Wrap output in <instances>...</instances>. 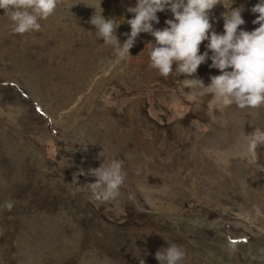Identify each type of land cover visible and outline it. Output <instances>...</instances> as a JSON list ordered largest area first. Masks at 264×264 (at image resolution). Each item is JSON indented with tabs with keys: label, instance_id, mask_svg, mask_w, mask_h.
Listing matches in <instances>:
<instances>
[{
	"label": "rangeland",
	"instance_id": "rangeland-1",
	"mask_svg": "<svg viewBox=\"0 0 264 264\" xmlns=\"http://www.w3.org/2000/svg\"><path fill=\"white\" fill-rule=\"evenodd\" d=\"M136 0H101L125 18ZM231 0H225L230 3ZM234 0L246 30L258 24ZM100 0H57L39 30L16 33L0 9V264H159L176 243L180 264H264V105L220 104L197 96L184 76L150 67L154 38L140 33L130 53L95 36L88 21ZM223 2L210 22L223 31ZM159 23L172 18L158 11ZM207 41H202L200 51ZM202 63L205 84L219 70ZM175 67V65H173ZM119 158L125 180L115 199L91 198L87 172ZM10 205V206H9ZM167 239V240H166Z\"/></svg>",
	"mask_w": 264,
	"mask_h": 264
},
{
	"label": "clouds",
	"instance_id": "clouds-1",
	"mask_svg": "<svg viewBox=\"0 0 264 264\" xmlns=\"http://www.w3.org/2000/svg\"><path fill=\"white\" fill-rule=\"evenodd\" d=\"M221 2L228 10L221 14L223 31L217 32L210 22V10ZM233 3L234 0L230 3L225 0H136L127 8L133 15L126 19L130 31L122 34L126 37L122 42L116 29L125 18L118 21L116 17H106L101 0L100 10L95 4L86 5L95 9L88 22L95 26L96 38H102L103 43L116 50L117 62L124 53H130L140 33H148L154 38L148 51L150 67L160 76L183 75L186 88L197 96L211 94L219 101L217 107L235 103L240 108H256L264 105V0H258L251 7L253 13H258L252 23L258 26L250 31L241 27L246 24L244 9L231 7ZM56 5L57 0H0V9L8 14L12 31L16 33L39 30V21L52 14ZM166 9L172 18L165 20V27H154V23H159L158 11ZM202 41H207L203 52L200 51ZM209 60L208 66L218 69L219 74L210 75V82L205 84L193 74ZM258 143H264V132L254 130L250 133L248 151H253ZM100 155L104 159L98 167L87 172L80 169L72 181L79 184L78 175H91L95 180L84 184L91 198L115 199L125 180L122 161ZM184 257L183 248L168 240L166 247L155 252L159 264H180ZM138 259L139 264H145L141 256Z\"/></svg>",
	"mask_w": 264,
	"mask_h": 264
}]
</instances>
